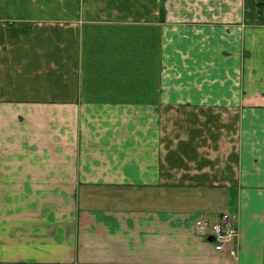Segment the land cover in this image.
<instances>
[{
  "label": "crops",
  "instance_id": "0c3cea01",
  "mask_svg": "<svg viewBox=\"0 0 264 264\" xmlns=\"http://www.w3.org/2000/svg\"><path fill=\"white\" fill-rule=\"evenodd\" d=\"M0 264H264V0H0Z\"/></svg>",
  "mask_w": 264,
  "mask_h": 264
},
{
  "label": "built area",
  "instance_id": "2783aa9c",
  "mask_svg": "<svg viewBox=\"0 0 264 264\" xmlns=\"http://www.w3.org/2000/svg\"><path fill=\"white\" fill-rule=\"evenodd\" d=\"M196 227L199 229H208L214 238V249L221 252L227 245H230L236 237V231L227 216H223L216 223L210 224L208 222L198 221ZM230 254H234L230 251Z\"/></svg>",
  "mask_w": 264,
  "mask_h": 264
},
{
  "label": "rangeland",
  "instance_id": "374dc122",
  "mask_svg": "<svg viewBox=\"0 0 264 264\" xmlns=\"http://www.w3.org/2000/svg\"><path fill=\"white\" fill-rule=\"evenodd\" d=\"M144 118H149L150 115L148 113H143Z\"/></svg>",
  "mask_w": 264,
  "mask_h": 264
}]
</instances>
